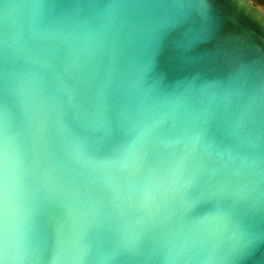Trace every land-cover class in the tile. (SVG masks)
I'll use <instances>...</instances> for the list:
<instances>
[{
  "label": "water",
  "instance_id": "water-1",
  "mask_svg": "<svg viewBox=\"0 0 264 264\" xmlns=\"http://www.w3.org/2000/svg\"><path fill=\"white\" fill-rule=\"evenodd\" d=\"M261 10L0 0V264H18L4 252L13 163L34 208L23 264H53L57 252L55 264H264ZM144 124L153 131L139 171L96 178L70 165L73 137L93 157L123 161ZM177 164L190 185L140 211L150 174L167 178Z\"/></svg>",
  "mask_w": 264,
  "mask_h": 264
},
{
  "label": "clouds",
  "instance_id": "clouds-1",
  "mask_svg": "<svg viewBox=\"0 0 264 264\" xmlns=\"http://www.w3.org/2000/svg\"><path fill=\"white\" fill-rule=\"evenodd\" d=\"M237 3L239 7H244L245 4L252 5L254 0H237ZM261 13L264 14V9L261 10ZM152 131L153 129L147 124L140 127L138 134L128 142L124 149L125 159L123 161H110L91 156L85 144L77 137L68 141L69 147L66 154L70 165L79 169L80 174L87 177L103 178L113 166L121 168L131 166L133 170L139 171L144 159L142 148ZM198 141L199 136L192 137L187 141L186 148L194 149ZM162 143L168 147L170 142L162 141ZM7 159L6 155V161ZM104 182L111 186V177L109 176ZM190 183V179H184L183 169L179 164L170 170L167 178L150 174L138 201V209L150 216L154 209L158 208L160 199L170 194L179 193ZM33 215L34 208L30 202V192L24 183L23 174L19 170L18 164L13 163L10 173L6 168L4 186V252L6 257L11 253L13 260L18 264H23L28 251L27 240ZM73 250L77 256H81L85 251L79 241L73 244ZM58 258L59 252L53 257V264Z\"/></svg>",
  "mask_w": 264,
  "mask_h": 264
},
{
  "label": "crops",
  "instance_id": "crops-1",
  "mask_svg": "<svg viewBox=\"0 0 264 264\" xmlns=\"http://www.w3.org/2000/svg\"><path fill=\"white\" fill-rule=\"evenodd\" d=\"M253 4L260 9H264V0H254Z\"/></svg>",
  "mask_w": 264,
  "mask_h": 264
}]
</instances>
